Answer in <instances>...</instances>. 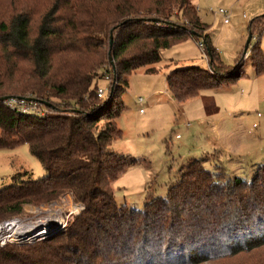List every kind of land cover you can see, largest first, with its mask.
Segmentation results:
<instances>
[{
    "label": "trees",
    "instance_id": "trees-1",
    "mask_svg": "<svg viewBox=\"0 0 264 264\" xmlns=\"http://www.w3.org/2000/svg\"><path fill=\"white\" fill-rule=\"evenodd\" d=\"M1 3L0 148L31 145L49 174L1 188L0 219L70 191L85 208L55 236L0 247V264H203L243 253L251 260L233 264H264V161L248 181L190 159L165 196H149L137 207L119 204L110 183L138 160L107 146L123 135L117 119L126 109L129 77L188 38H203L209 65L167 74L179 101L235 83L245 75L248 50L256 74H263L264 14L249 22L252 40L257 35L251 49L244 47L234 64H226L194 0ZM106 75L111 85L98 97ZM7 95L50 101L52 107L43 117L24 115L2 101ZM203 95L205 112L217 113L214 96Z\"/></svg>",
    "mask_w": 264,
    "mask_h": 264
},
{
    "label": "rangeland",
    "instance_id": "rangeland-1",
    "mask_svg": "<svg viewBox=\"0 0 264 264\" xmlns=\"http://www.w3.org/2000/svg\"><path fill=\"white\" fill-rule=\"evenodd\" d=\"M5 1L10 4V0ZM33 1L22 0L21 5L31 7ZM194 3L198 14L210 25L207 31L211 32L213 44L222 60L226 64H234L249 37V22L264 14V0H194ZM3 8L1 3L0 11ZM220 8L231 12L229 23L224 22L223 16L215 14ZM35 28L36 25L31 30L33 35ZM256 38L251 41L249 49ZM197 42L188 38L163 50L159 62L141 67L129 77V86L123 95L126 109L117 119L123 135L107 141V146L119 155H129L138 160L130 163L110 183L119 204L143 207L149 196H165L168 185L179 180L181 169L193 158H202L204 166L211 171L218 170L219 173L222 169L227 178L241 176L248 181L253 179L257 165L264 161V73L256 74L249 60V50L245 57V75L229 87L207 89L185 101L175 99L169 92L166 80L168 70L209 65ZM261 45L264 49V34ZM99 86L105 89L108 80L101 78ZM203 94L214 96L220 108L217 113L209 115L205 112ZM139 96L145 99L141 105L136 101ZM35 102L42 104L47 113L50 112L52 102L37 98ZM140 108H144L145 113H140ZM183 108L185 114L180 111ZM104 126L105 121L99 124L100 128ZM48 174V168L42 158L32 151L31 145L24 143L14 148H0V189ZM66 199L85 208L83 203L74 201L70 191L53 200L26 203L22 214L1 218L0 222L19 217L24 222L51 218L69 224L81 211L66 217L62 213L68 209L64 205ZM53 230L52 235L55 236L64 230L63 225L54 226ZM241 255L226 258L223 263L203 264H233L242 258L251 260L250 255Z\"/></svg>",
    "mask_w": 264,
    "mask_h": 264
},
{
    "label": "built area",
    "instance_id": "built-area-1",
    "mask_svg": "<svg viewBox=\"0 0 264 264\" xmlns=\"http://www.w3.org/2000/svg\"><path fill=\"white\" fill-rule=\"evenodd\" d=\"M215 14L223 16L225 23H229L231 20V12L225 8H220L218 11H215ZM197 44L208 59L203 38L198 40ZM104 78L108 80V86L105 89L103 87L98 88V97L105 96L111 85L110 76L106 75ZM35 100V98L23 96H10L4 100L2 99L9 108L21 114L33 115L35 117L45 116L48 110L42 104L35 102ZM136 101L141 105L144 103L145 99L143 96H139ZM140 113H145V109L140 108ZM64 205L67 206L68 209H65V212L62 213L68 218L71 215L79 213L84 208L83 205L73 204V201H67V199L64 201ZM55 221L60 224L56 225ZM60 225H63V229H66L67 224H63L57 219L54 220L50 218L34 222H24L22 218L19 217L6 219L0 222V247H4L8 244L32 243L47 239L49 235H52L54 226L59 227ZM57 232H59V230Z\"/></svg>",
    "mask_w": 264,
    "mask_h": 264
},
{
    "label": "water",
    "instance_id": "water-1",
    "mask_svg": "<svg viewBox=\"0 0 264 264\" xmlns=\"http://www.w3.org/2000/svg\"><path fill=\"white\" fill-rule=\"evenodd\" d=\"M113 38H114V34H113V31L111 32V35H110V42H111V44L113 43ZM252 38H253V35H252V33H249V37H248V39H247V42H246V45H245V47L246 48H248L249 47V45H250V43H251V41H252ZM111 59V58H110ZM11 95H7V96H4V97H2L1 99H6V98H8V97H10Z\"/></svg>",
    "mask_w": 264,
    "mask_h": 264
},
{
    "label": "crops",
    "instance_id": "crops-1",
    "mask_svg": "<svg viewBox=\"0 0 264 264\" xmlns=\"http://www.w3.org/2000/svg\"><path fill=\"white\" fill-rule=\"evenodd\" d=\"M202 18V17H201ZM202 20L204 21V19L202 18ZM205 22V21H204ZM207 23V22H206ZM210 34H211V32H210ZM212 36V35H211ZM212 41H213V39H212ZM207 61H209L208 59H207ZM171 70H168L167 71V73H166V75L170 72ZM168 87V86H167ZM168 90V89H167ZM170 92V91H169ZM203 100V99H202ZM178 102V101H177ZM202 104H203V101H202ZM180 111H182L183 112V114H185V111H184V108L183 109H180ZM119 150V149H118ZM119 151H122V149L121 150H119Z\"/></svg>",
    "mask_w": 264,
    "mask_h": 264
}]
</instances>
